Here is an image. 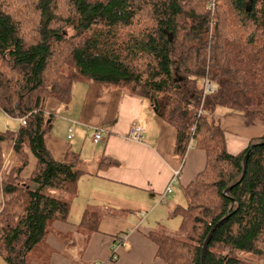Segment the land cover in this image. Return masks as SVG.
I'll return each instance as SVG.
<instances>
[{"label": "trees", "instance_id": "1", "mask_svg": "<svg viewBox=\"0 0 264 264\" xmlns=\"http://www.w3.org/2000/svg\"><path fill=\"white\" fill-rule=\"evenodd\" d=\"M209 1L0 0V111L25 119L0 131V171L3 142L21 157L0 179V256L7 264H32L50 223L67 221L69 202L48 190L76 193L79 157L56 160L45 146V102L66 106L78 81L148 100L175 127L179 156L191 138L205 153L204 168L184 187L186 204L172 212L184 238L147 234L164 264H255L238 251L264 264V134L231 154L212 116L223 106L264 121V0H215L213 15ZM205 78L215 89L198 114ZM25 147L35 167L23 182ZM97 221L86 210L79 230L89 235Z\"/></svg>", "mask_w": 264, "mask_h": 264}, {"label": "crops", "instance_id": "2", "mask_svg": "<svg viewBox=\"0 0 264 264\" xmlns=\"http://www.w3.org/2000/svg\"><path fill=\"white\" fill-rule=\"evenodd\" d=\"M45 112L50 116L49 130L43 137L45 146L56 160L71 152L77 154L81 173L76 193L62 197L70 204L67 221L50 223L31 255L32 264H164L147 234L161 231L159 228L172 217L179 219L172 212L186 204L184 187L204 168V151L194 142L184 158L179 156L175 152V127L159 117L148 100L131 95L125 88L78 81L72 85L66 106L49 98ZM212 116L219 120L231 154L264 134L263 120L237 110L216 106ZM14 119L19 127L18 119ZM133 124L144 129L141 141L128 135ZM97 130L101 139L95 141ZM1 148L0 179H5L20 165L21 157L13 151L11 141L3 142ZM24 151L27 163L19 173L23 182L35 167L30 150L25 147ZM177 170L178 177L171 182ZM169 186L171 192L166 194ZM86 210L98 216L97 228L89 235L79 230ZM74 233L84 240L81 262L73 258L77 242Z\"/></svg>", "mask_w": 264, "mask_h": 264}, {"label": "rangeland", "instance_id": "3", "mask_svg": "<svg viewBox=\"0 0 264 264\" xmlns=\"http://www.w3.org/2000/svg\"><path fill=\"white\" fill-rule=\"evenodd\" d=\"M213 1L215 0L209 1V3L207 4V7L209 8L210 13L212 15L215 13V9H216L215 2ZM16 128H18V122L14 118L6 116V114L4 115L3 112L0 111V131L15 130ZM52 195L54 196L63 195L61 197L66 196L65 193H62L58 190H54ZM177 219H178L177 217H172L167 221V225L165 227L159 229L169 235H176L175 231L179 228V222H180L179 219L178 220ZM177 222H178V226H177ZM74 236H76L77 242H76V254H75L76 256H73V258H75L77 261L80 260L83 261V259H81L82 254L80 253V251L83 249L84 240L80 234L77 235L76 233H74ZM176 237L184 238V234L178 230V236ZM235 256L251 263L263 264V260L260 257L253 255L251 253L238 251L235 254ZM44 263L47 264V262L45 261ZM0 264H7L2 256H0Z\"/></svg>", "mask_w": 264, "mask_h": 264}, {"label": "built area", "instance_id": "4", "mask_svg": "<svg viewBox=\"0 0 264 264\" xmlns=\"http://www.w3.org/2000/svg\"><path fill=\"white\" fill-rule=\"evenodd\" d=\"M211 6H212V3H211ZM214 89H215L214 84L209 79L205 78L202 82V96H201L202 100H201V104L199 106L198 114H200L202 112V103H203V98H204L205 94L212 92ZM18 121H19V124L25 123L24 117L18 118ZM194 129H195V127L191 126L190 130L193 131ZM143 132H144V129L142 126L137 125V124H133V125H131V127L129 129L128 135H129V137L133 138L136 141H141L143 139ZM94 139H95V141H98L101 139L99 130H97L95 132ZM193 145H194V140H193V138H191L188 142L187 148L191 147ZM177 177H178V170L173 172L171 182L176 181ZM165 192H166V194L171 192L170 186L167 187ZM112 258H115V256H112ZM94 264H100V263H94Z\"/></svg>", "mask_w": 264, "mask_h": 264}, {"label": "water", "instance_id": "5", "mask_svg": "<svg viewBox=\"0 0 264 264\" xmlns=\"http://www.w3.org/2000/svg\"><path fill=\"white\" fill-rule=\"evenodd\" d=\"M244 159H246V156H245ZM244 161H245V160H244ZM207 241H208V238L205 240V242H204V244H203V247H202L203 250L205 249V246H206Z\"/></svg>", "mask_w": 264, "mask_h": 264}]
</instances>
